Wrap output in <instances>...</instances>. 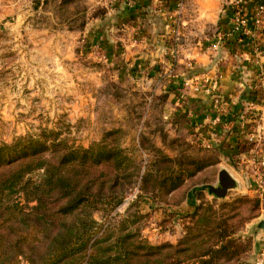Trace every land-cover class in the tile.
<instances>
[{
  "label": "rangeland",
  "instance_id": "obj_1",
  "mask_svg": "<svg viewBox=\"0 0 264 264\" xmlns=\"http://www.w3.org/2000/svg\"><path fill=\"white\" fill-rule=\"evenodd\" d=\"M60 2L0 0V144L48 129L87 147L115 130L118 144L139 168L138 177L152 173L146 190L133 178V188L111 214H118L115 220L130 216L131 228L150 244L176 243L190 215L210 203L219 216L240 224L232 236L253 248L252 203L236 199L258 197L262 215L264 152L257 145L262 111L245 108L226 121L230 126L202 121L201 76L211 58L219 59L209 49L218 39L224 43L229 32L218 37V22L199 18L194 0H157L148 11L134 0ZM193 45L211 57L203 67L186 56ZM212 87L215 101L218 88ZM236 139L250 149L238 152ZM164 156L174 169L178 161L191 168L188 161L194 159H208L210 165L164 195L154 187L157 168L167 164ZM223 168L236 186L220 198L208 185H218ZM223 202L229 204L220 208ZM93 218L104 222L105 215L96 211Z\"/></svg>",
  "mask_w": 264,
  "mask_h": 264
},
{
  "label": "trees",
  "instance_id": "obj_2",
  "mask_svg": "<svg viewBox=\"0 0 264 264\" xmlns=\"http://www.w3.org/2000/svg\"><path fill=\"white\" fill-rule=\"evenodd\" d=\"M221 19L217 32L225 34L229 17ZM223 41L232 48L228 37ZM114 133L107 131L87 147L48 129L0 144V264H240L252 243L233 237L240 224L219 216L210 203L190 215L176 243L150 244L131 228L130 216L115 220L118 214H111L133 188V178L146 190L152 173L138 177V166ZM235 145L240 153L250 149L239 139ZM162 158L167 164L157 168L154 187L164 195L210 165L194 159L188 161L191 168L178 161L174 169L168 165L172 159ZM236 200L252 203V219L259 216L258 197ZM96 211L103 212L104 222L93 218Z\"/></svg>",
  "mask_w": 264,
  "mask_h": 264
},
{
  "label": "crops",
  "instance_id": "obj_3",
  "mask_svg": "<svg viewBox=\"0 0 264 264\" xmlns=\"http://www.w3.org/2000/svg\"><path fill=\"white\" fill-rule=\"evenodd\" d=\"M135 2L144 3L145 9L152 10L153 6L157 7V0H134ZM197 3L198 17L204 22L217 23L219 18L222 22L228 19L230 29L233 25V14L236 10H241L244 19L243 28L236 33L226 36L231 41L232 48L229 45L214 41L209 51L218 53L219 60L211 58L209 69L206 76H201L205 82V92L202 93L200 99L201 107L207 124L217 123L222 125L227 120L231 119L233 114L240 113L242 110L253 109L261 110L262 116L259 122V133L257 136L262 146V155L264 148V12H259L257 6L264 3V0H194ZM156 2V3H155ZM135 3L136 6H140ZM225 5V6H224ZM231 8H235L231 11ZM208 9V10H206ZM202 10L204 12H202ZM127 11H133L129 8ZM157 12V10H156ZM222 16V17H221ZM230 32V31H229ZM218 37L220 33L217 34ZM186 56L193 60L198 67H203L210 59L204 52H201L198 47L188 46ZM201 49V48H200ZM205 50V49H203ZM188 62V61H187ZM218 67V73L215 72V67ZM214 73V74H213ZM216 74V75H215ZM200 77V76H199ZM183 78H180V80ZM208 82H206V80ZM216 83L218 88L219 99L213 101L211 91L212 84ZM191 92V90H190ZM198 99V98H197ZM200 106V105H198ZM197 106V107H198ZM211 125V124H210ZM231 139V138H230ZM232 140V139H231ZM228 143H230L229 140ZM232 142V141H231ZM227 152V151H226ZM228 153V152H227ZM257 154V152H256ZM226 154L225 156H227ZM261 155V156H262ZM185 207V206H184ZM264 216V207H263ZM259 217L251 221V225L257 222ZM264 247V231L259 230L255 233L253 248L250 251V256L245 261V264H250L254 258L259 255Z\"/></svg>",
  "mask_w": 264,
  "mask_h": 264
},
{
  "label": "water",
  "instance_id": "obj_4",
  "mask_svg": "<svg viewBox=\"0 0 264 264\" xmlns=\"http://www.w3.org/2000/svg\"><path fill=\"white\" fill-rule=\"evenodd\" d=\"M236 186V180L233 176L226 170L221 169L218 171V185H208V190L210 193L214 194L217 197H225L228 190ZM252 228L255 232L262 230L264 231V216H259L257 222L252 225Z\"/></svg>",
  "mask_w": 264,
  "mask_h": 264
},
{
  "label": "built area",
  "instance_id": "obj_5",
  "mask_svg": "<svg viewBox=\"0 0 264 264\" xmlns=\"http://www.w3.org/2000/svg\"><path fill=\"white\" fill-rule=\"evenodd\" d=\"M257 10L259 12H264V3H260L257 6ZM243 25H244L243 14L241 13V10H236L233 14V25L229 34H233L236 33L237 31H240L243 28ZM250 264H264V247L262 252L259 255H257Z\"/></svg>",
  "mask_w": 264,
  "mask_h": 264
}]
</instances>
